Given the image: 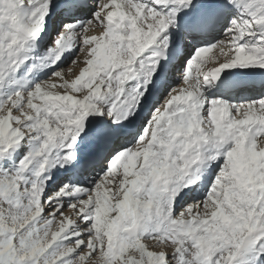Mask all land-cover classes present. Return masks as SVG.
<instances>
[{
    "label": "snow or ice",
    "instance_id": "1",
    "mask_svg": "<svg viewBox=\"0 0 264 264\" xmlns=\"http://www.w3.org/2000/svg\"><path fill=\"white\" fill-rule=\"evenodd\" d=\"M0 264H264V0H0Z\"/></svg>",
    "mask_w": 264,
    "mask_h": 264
},
{
    "label": "bare ground",
    "instance_id": "2",
    "mask_svg": "<svg viewBox=\"0 0 264 264\" xmlns=\"http://www.w3.org/2000/svg\"><path fill=\"white\" fill-rule=\"evenodd\" d=\"M234 84V83H233ZM233 84H231V85H233ZM237 87H240V86H238L237 85ZM233 90V89H232ZM260 90V88H255V87H245V88H241V89H239V90H234V91H236L238 94H242V93H244V92H252V91H259Z\"/></svg>",
    "mask_w": 264,
    "mask_h": 264
}]
</instances>
